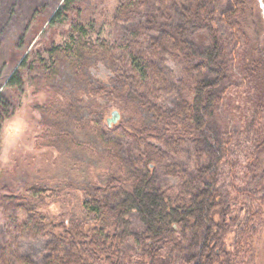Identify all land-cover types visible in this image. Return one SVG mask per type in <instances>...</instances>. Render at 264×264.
<instances>
[{
  "label": "trees",
  "instance_id": "trees-1",
  "mask_svg": "<svg viewBox=\"0 0 264 264\" xmlns=\"http://www.w3.org/2000/svg\"><path fill=\"white\" fill-rule=\"evenodd\" d=\"M74 4V0H64L50 24L66 21ZM215 4L216 0H124L117 19L145 18L137 31L142 37L137 34L125 54H117L118 47L106 40L93 42L84 25L76 23L67 44L52 47L48 60L30 65L35 92L52 94L40 107L46 129L41 138L71 161L69 168L77 172L74 176L63 169L53 179L28 180L23 185L25 193L2 187L9 192L2 199L27 217L18 233L49 239L41 264H124L122 249L128 238L139 244L137 264H154L164 251L171 255L189 247L194 253L180 264L249 261L253 242L249 234L255 228L247 225L242 243L238 225H243V213L248 218L251 209L241 204L229 207L218 187L217 174L230 137L224 131L220 136L211 134L208 128L233 69L234 56L222 28L238 33L232 34L237 40L251 20L263 25L262 6L259 0H232V7L220 12ZM192 30L207 36L203 50L195 44ZM260 51L264 68V44ZM28 58L11 74L8 86L23 84ZM169 60L181 67L179 101L172 109L162 102ZM100 65L111 72L106 81L93 72ZM113 107L121 115L109 124L106 115ZM8 114V103L0 95V129ZM260 118L261 112L255 127ZM188 142L195 150L197 179H187L180 165L168 161ZM259 142L264 145V139ZM202 158L207 165L198 163ZM158 167L179 177L178 184L159 188ZM94 168L101 170L98 181L91 173ZM78 190L84 193L82 200L75 197ZM44 195L69 203L73 198L69 217L65 211L51 219L41 209ZM237 206L241 207L238 211ZM132 212L144 225L138 233L132 230ZM14 242H0V264H38Z\"/></svg>",
  "mask_w": 264,
  "mask_h": 264
},
{
  "label": "rangeland",
  "instance_id": "rangeland-1",
  "mask_svg": "<svg viewBox=\"0 0 264 264\" xmlns=\"http://www.w3.org/2000/svg\"><path fill=\"white\" fill-rule=\"evenodd\" d=\"M63 1L0 0V95L9 107V114L0 129V242L15 245V240L17 248L38 264L47 257L49 239L27 238L18 233L19 225L25 224L27 217L17 207L2 199L5 193H9L2 187L7 185L25 193L23 185L28 180L33 182L53 179L54 174L63 169L74 173L71 174L74 176L77 172L74 168H69L71 161H67L56 148L46 145L41 138L46 129L41 124L40 107L46 105L52 94L45 91L35 92V82L33 79L31 81L32 73L29 67L34 65L33 61L38 63L42 58L48 60L52 47L67 44L76 23L84 25L90 40L95 43L106 40L112 47L117 46L116 52L122 56L129 51L131 42L140 36L137 32L141 30L139 23L145 19L141 16L129 21L117 19L119 7L124 0H74V10L70 12L68 19L50 24L52 16ZM259 1L262 6L263 25L255 24L251 20L237 40H233L232 34L238 33L231 34L222 28L224 35L228 36L229 50H232L234 56L233 69L223 102L213 117L211 128H208L211 134L220 136L224 131L230 137L225 151L223 150L225 160L220 164L217 174L218 187L225 194L227 205L230 207L241 204L251 209L248 218L247 214L243 213L245 221L238 231L243 243L246 237L245 228L247 225H255V232L249 234L250 240H253L249 246L252 251L248 254L249 261L245 264H264V145L259 142L264 139V68L260 63V47L264 44V0ZM215 5L221 12L232 7V0H216ZM142 13H145V9ZM192 33L195 35V44L203 50L207 36L197 30H192ZM25 57L29 58L28 67L23 69V84L8 86V79ZM93 72L103 81L111 75L110 70L103 65L97 69L93 68ZM165 73L167 83L162 102L166 109H172L179 101L181 67L177 61L169 60ZM114 110V107L111 108L106 116L111 117ZM259 112V127H255ZM125 144L130 154L135 155V152L130 151L128 140H125ZM178 151L175 157H170L169 163L180 165L181 169L186 171L187 179H197L193 144L188 142L179 147ZM207 162L205 158L198 160L203 166L207 165ZM100 171L95 168L91 171L92 175H95V181H98L96 175ZM155 175L161 189L167 185L175 186L180 181L179 177L166 174L160 167L156 168ZM74 193L78 195H74L75 197L83 199V192L78 190ZM71 200L72 203L62 198L53 201L49 196H45L41 209L51 219L60 217L65 211H68L65 215L69 217L70 207L75 206L73 198ZM240 208L237 206L234 209L238 211ZM78 210L80 212V209ZM130 219L132 230L136 233L144 228L136 212L130 214ZM88 227L86 226V230ZM138 250L139 244L133 238H128L122 249L124 257L121 263L137 264L140 259ZM193 253L194 249L191 247L189 251L171 255L164 251L154 264H180ZM214 264L226 263L219 259L214 261Z\"/></svg>",
  "mask_w": 264,
  "mask_h": 264
},
{
  "label": "water",
  "instance_id": "water-1",
  "mask_svg": "<svg viewBox=\"0 0 264 264\" xmlns=\"http://www.w3.org/2000/svg\"><path fill=\"white\" fill-rule=\"evenodd\" d=\"M120 117L119 111L116 109L112 112V116L108 117L107 121L109 124H112L113 122H116L118 118Z\"/></svg>",
  "mask_w": 264,
  "mask_h": 264
},
{
  "label": "flooded vegetation",
  "instance_id": "flooded-vegetation-1",
  "mask_svg": "<svg viewBox=\"0 0 264 264\" xmlns=\"http://www.w3.org/2000/svg\"><path fill=\"white\" fill-rule=\"evenodd\" d=\"M264 188V187H263ZM240 227L243 226V225H239ZM253 227H255V225H252ZM241 229V228H240ZM192 256V255H191ZM198 256V255H197Z\"/></svg>",
  "mask_w": 264,
  "mask_h": 264
}]
</instances>
